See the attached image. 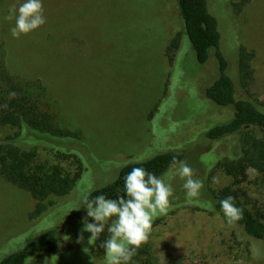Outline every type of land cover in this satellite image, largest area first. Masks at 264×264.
<instances>
[{"label":"rangeland","instance_id":"374dc122","mask_svg":"<svg viewBox=\"0 0 264 264\" xmlns=\"http://www.w3.org/2000/svg\"><path fill=\"white\" fill-rule=\"evenodd\" d=\"M237 1L207 0L208 10L217 21L219 50L237 96L264 102V0H251L240 11L232 6ZM22 2L0 0L6 68L39 79L56 103L58 125L81 135L24 132L16 145L34 147L37 163L81 172L66 195L47 199L35 220L28 218L34 207L29 194L0 178V260L56 229L55 252L38 253L25 264H106L100 244L108 238L107 226L95 244L88 245L87 232L84 243H76L86 217L84 199L112 183L126 164L176 151L203 188L198 197L187 198L176 170L165 171L159 178L174 190L170 206L154 217L139 248L150 249L153 264H264V243L236 224L224 225L208 194L231 186L262 205L264 184L249 170L245 182L232 185L216 166L237 156L236 142L209 141L205 132L228 122L233 112L206 98L205 89L219 75L215 52L209 51L205 63L197 61L176 0H42L46 22L17 39L10 33L14 21L5 16L13 3ZM177 33L180 44L169 65L164 50ZM240 45L253 53L248 94L237 75ZM13 132L1 128L0 140Z\"/></svg>","mask_w":264,"mask_h":264},{"label":"trees","instance_id":"16d2710c","mask_svg":"<svg viewBox=\"0 0 264 264\" xmlns=\"http://www.w3.org/2000/svg\"><path fill=\"white\" fill-rule=\"evenodd\" d=\"M251 0H238L232 3L240 11ZM177 9L197 61L201 64L208 59L210 50H214L218 62V77L205 89V96L215 105L231 108L232 118L217 124L205 132V138L218 142L235 139L237 156L225 158L217 163V168L232 178V185L245 182L248 171H254L264 184V102L250 97L237 96L234 82L227 75V61L219 50L220 34L217 21L209 12L207 0H176ZM180 44L177 33L167 44L164 56L172 64ZM253 53L244 46L237 49V75L240 87L247 93V86L252 79L251 60ZM15 93V96H10ZM56 103L39 79H27L11 74L5 65V51L0 35V129H14L11 135L0 140V178L16 188L25 191L34 201L33 210L28 218L35 220L46 210V201L51 196H64L80 177V169L75 173H65L57 165L36 162L35 148L24 149L16 145L24 132L36 136L51 138L78 139L75 131L62 128L57 123ZM175 158L182 161L183 154L168 151L142 162L128 163L122 167L116 179L99 189L92 191L87 198L104 195L116 199L124 195V177L136 167L160 177L170 168ZM213 208L224 225L227 223L221 211L220 201L231 196L236 207L242 210V218L233 222L253 241L264 243V203L257 205L255 200L247 198L241 190L231 186L217 191H210ZM264 200V192L262 193ZM264 202V201H263ZM57 247V231L49 229L35 240L28 242L20 250L5 256L0 264H25L38 253H53ZM249 255L253 253L249 251ZM132 264H153L150 249L145 246L135 249Z\"/></svg>","mask_w":264,"mask_h":264},{"label":"clouds","instance_id":"9594fccd","mask_svg":"<svg viewBox=\"0 0 264 264\" xmlns=\"http://www.w3.org/2000/svg\"><path fill=\"white\" fill-rule=\"evenodd\" d=\"M8 21H14L10 28L13 38L26 35L42 26L46 20L43 14L42 0H23L13 3L5 16ZM15 96V93H10ZM170 168L175 169L184 180L183 189L187 198H195L200 194L203 183L194 179L193 169L184 161L173 158ZM170 183L142 167L133 168L124 177V195L116 199L98 195L85 198L86 217L82 219L83 227L77 235L76 243H84V233H90L88 245H93L105 231L108 238L100 244L104 250L106 264H128L135 249L148 239L153 219L161 213H166L173 196ZM221 211L228 224L242 218V210L235 206L231 196L220 201ZM91 218L93 223H89ZM70 237H66V240ZM83 251L88 252V248ZM257 254L259 250L255 249Z\"/></svg>","mask_w":264,"mask_h":264}]
</instances>
